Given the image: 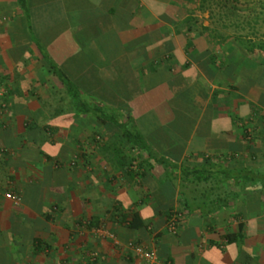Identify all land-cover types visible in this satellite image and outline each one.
<instances>
[{
    "label": "crops",
    "instance_id": "0c3cea01",
    "mask_svg": "<svg viewBox=\"0 0 264 264\" xmlns=\"http://www.w3.org/2000/svg\"><path fill=\"white\" fill-rule=\"evenodd\" d=\"M227 1H218L226 13L212 21L208 10L195 11L196 0H28L40 45L79 82L101 69L113 100L131 99L125 69L172 54L171 73L184 88L174 94L160 84L129 105L146 117L142 132L162 157L213 165L197 181L131 149L117 130L56 105L67 98L63 85L32 42L22 9L0 0V264H264V184L257 180L264 173V19L258 28L257 16L243 11L251 7ZM188 50L190 65L181 70ZM175 114L190 121L186 136L161 126ZM99 133L104 139L92 151ZM245 170L257 181L245 180ZM8 188L20 193L19 206L5 199ZM169 211L182 215L174 234ZM133 213L138 228L130 226ZM129 240L154 249L157 260L134 257L124 247Z\"/></svg>",
    "mask_w": 264,
    "mask_h": 264
},
{
    "label": "trees",
    "instance_id": "16d2710c",
    "mask_svg": "<svg viewBox=\"0 0 264 264\" xmlns=\"http://www.w3.org/2000/svg\"><path fill=\"white\" fill-rule=\"evenodd\" d=\"M15 3L23 11L25 27L27 32L31 35L32 42H34L41 57L48 63L51 73L56 76L63 85V89L67 95V98H61L56 103V105L59 104L58 106L60 108L66 107L72 109L73 111H75L77 117H92L100 126L104 127V130L111 128L113 130H117L120 133V138L129 143L131 149H134L136 151H145L147 157L152 158L158 164H162L165 168L179 169L182 179H188L190 176H192L193 179L197 181L203 179L207 180V175L213 172V170L211 169L213 168V165L205 164L191 167L187 165L177 166L169 162L166 158L162 157L159 153L153 150V148L149 145L151 135L142 132V130L147 129L144 122L146 117H140V115L135 116L133 114L132 106L129 105L131 102L130 100L138 94L145 93L146 96L154 94L156 87L160 84L168 85L169 89L175 92L174 94H177L181 88H184V85L180 83L182 78L175 80L171 73V65L172 63H174L172 54H170L166 58L165 63L161 62L160 60H153L147 61L145 65L142 64L138 68L136 66H132L130 68V71L128 69H125V73L127 72L128 78L130 80L129 86H131V99L127 101H122V99L116 101L111 97H107L108 94H106V87H108L110 83L107 80L106 74H103V72H101V69L97 72L96 78L91 77L90 79L84 80L82 82H79L80 80L72 78L70 74L65 72L60 67V65L57 64V62L48 54L44 47L38 42V37L35 35L33 22L31 20V4H29L28 0H15ZM139 41H141V39ZM139 41H134L132 44L134 45L135 42ZM187 45L188 48H190L189 36L187 37ZM115 47H117L116 43ZM260 47L262 49L264 48L262 46ZM186 54L188 57V61L180 65L181 70H186L190 65V50L186 51ZM193 54L196 53H191V55ZM86 55L88 58H90L88 54ZM91 56H93V54ZM195 58H199V54ZM211 58H209L208 60H210ZM93 81L96 83V88L98 90L96 92L91 91V84H94ZM124 107H128L130 109L129 112L124 111ZM172 108H174L175 111V108L178 107L174 106ZM187 122L190 123V121H187L186 118H183L181 114H175L172 120L161 124V126L164 127L166 131L167 129H170L172 131L175 130L177 131V133L186 136L187 133L185 129ZM166 133L168 134V132ZM245 136H247V133L245 134ZM221 171L225 173L226 177L232 176L231 172L227 169L222 168ZM246 172L247 173H245L244 175L245 180H258L259 183L264 184V173H261L260 176L257 177V180H255L253 176H250V171L247 170ZM172 213L173 211H169V217ZM141 225L142 222L139 216L136 213H133L130 220V226L132 228H138Z\"/></svg>",
    "mask_w": 264,
    "mask_h": 264
},
{
    "label": "built area",
    "instance_id": "2783aa9c",
    "mask_svg": "<svg viewBox=\"0 0 264 264\" xmlns=\"http://www.w3.org/2000/svg\"><path fill=\"white\" fill-rule=\"evenodd\" d=\"M4 197L6 200H8L12 206H19L21 203V195L19 192L12 188H8L5 193ZM182 219V215L180 212L174 211L167 221V228L171 233H176L179 222ZM94 232H98L103 237H110L114 240L116 244H119V242L116 240L115 235L109 231H106L103 229V227H96V229H93ZM124 247L129 249L131 253L134 255V257L146 261V262H155L157 260V254L156 251L152 248H148L145 245H143L140 242L129 240L124 244ZM94 259V255L91 257Z\"/></svg>",
    "mask_w": 264,
    "mask_h": 264
},
{
    "label": "rangeland",
    "instance_id": "374dc122",
    "mask_svg": "<svg viewBox=\"0 0 264 264\" xmlns=\"http://www.w3.org/2000/svg\"><path fill=\"white\" fill-rule=\"evenodd\" d=\"M218 1L219 0H205L203 2V0H196V4L194 6L195 11L199 15H202L205 12V10H208L210 12V14H211L212 21L213 20L214 21H217V18H218L219 13H221V12H225L226 13V11L224 10L225 8L223 9L222 6H221L222 11L219 10ZM233 1L234 0H228L226 6H228V4H229L228 2H231L230 6H235L236 4H234ZM237 6H239L240 8L251 7L250 8L251 10H249V9H247V10L246 9H243V11H244V13L248 14V16H247L248 18H254L255 16H257V20H256L255 23L258 26V28L260 27V24L263 23V19H264V14H263L264 13V0H242L241 3L237 4ZM227 21H229V20L227 19ZM242 23L245 24L244 20H242ZM100 134L101 133L95 134L92 137L93 138L92 140L94 141V146L92 147V151L98 150L100 148V144H102V141H103L104 138ZM249 136L250 135H247L245 137L248 139ZM97 147H98V149H97ZM133 153H136V152H132V154ZM143 154H145V153H143ZM138 156L139 155L136 154V157H138ZM54 164L56 166H59L60 165V163H58V162H55ZM69 164L73 166V164H75V162H73L71 160L69 162ZM200 186H202V185H200Z\"/></svg>",
    "mask_w": 264,
    "mask_h": 264
}]
</instances>
